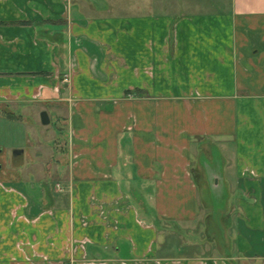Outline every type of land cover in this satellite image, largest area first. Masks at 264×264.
Masks as SVG:
<instances>
[{
	"label": "crops",
	"instance_id": "1",
	"mask_svg": "<svg viewBox=\"0 0 264 264\" xmlns=\"http://www.w3.org/2000/svg\"><path fill=\"white\" fill-rule=\"evenodd\" d=\"M197 1L0 0V264H264V0Z\"/></svg>",
	"mask_w": 264,
	"mask_h": 264
},
{
	"label": "rangeland",
	"instance_id": "2",
	"mask_svg": "<svg viewBox=\"0 0 264 264\" xmlns=\"http://www.w3.org/2000/svg\"><path fill=\"white\" fill-rule=\"evenodd\" d=\"M121 1V3L124 4L126 0H118ZM194 1V0H192ZM217 0H214L216 2ZM205 2L211 3V0H198L197 3L193 4V7L198 6L199 4H202ZM193 3V2H192ZM203 4V5H204ZM201 6V5H200ZM52 118V117H51ZM54 123V122H53ZM5 129L8 132L7 135H4L3 144L6 146L8 153H7V159L10 161L14 157L15 150L13 149L14 146L21 145L22 147H26V133L28 131L26 125H21L19 123H6Z\"/></svg>",
	"mask_w": 264,
	"mask_h": 264
},
{
	"label": "water",
	"instance_id": "3",
	"mask_svg": "<svg viewBox=\"0 0 264 264\" xmlns=\"http://www.w3.org/2000/svg\"><path fill=\"white\" fill-rule=\"evenodd\" d=\"M41 122H42V124L44 125V126H48V125H50V123H51V121H50V118H49V115L47 114V112H43L42 114H41ZM22 153V151H19V150H16L15 152H14V155H19V154H21Z\"/></svg>",
	"mask_w": 264,
	"mask_h": 264
},
{
	"label": "built area",
	"instance_id": "4",
	"mask_svg": "<svg viewBox=\"0 0 264 264\" xmlns=\"http://www.w3.org/2000/svg\"><path fill=\"white\" fill-rule=\"evenodd\" d=\"M64 83H68L69 82V79L67 77L64 78L63 80ZM69 264H72V263H69Z\"/></svg>",
	"mask_w": 264,
	"mask_h": 264
}]
</instances>
